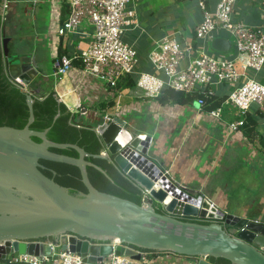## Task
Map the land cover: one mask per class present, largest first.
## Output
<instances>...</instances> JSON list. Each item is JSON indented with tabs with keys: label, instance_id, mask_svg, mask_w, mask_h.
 I'll return each instance as SVG.
<instances>
[{
	"label": "water",
	"instance_id": "1",
	"mask_svg": "<svg viewBox=\"0 0 264 264\" xmlns=\"http://www.w3.org/2000/svg\"><path fill=\"white\" fill-rule=\"evenodd\" d=\"M12 5L0 0V26ZM7 41L0 56V259L41 256L55 246L85 264L112 252L140 260L145 250L192 257L194 264H264V220L218 208L168 179L155 190L133 154L146 153L150 136L140 140L122 116L107 114L95 126L103 153L93 130L67 124L59 93L39 100L22 88L38 72L23 56H10ZM230 46L225 38L210 41L217 52ZM6 75L21 86L8 85ZM123 141L128 146L120 150ZM139 188L150 202L140 204ZM116 241L114 249L97 245Z\"/></svg>",
	"mask_w": 264,
	"mask_h": 264
},
{
	"label": "crops",
	"instance_id": "2",
	"mask_svg": "<svg viewBox=\"0 0 264 264\" xmlns=\"http://www.w3.org/2000/svg\"><path fill=\"white\" fill-rule=\"evenodd\" d=\"M141 1H130V7L134 8L138 14V25L128 29L123 35L124 41L137 52V64L134 73L131 74V78L134 80L137 79L138 74L143 72L164 77L160 72L154 71L148 60V54L162 37L168 36L178 41V37L174 35L177 32L175 29L173 32H165L162 29L169 27L168 22L170 21H173V28L190 24L191 32L186 34L188 39L181 34L184 32H177V34L182 35L179 37L181 40L187 39L188 43L191 42L194 49L203 48L208 54L211 51L217 52L210 47V41L214 37H221L228 39L231 43L230 50L224 53V57L230 58L235 54L233 39L220 29L214 30L202 41L195 39L194 26L202 17L197 3V12L193 11L196 19H192L186 0H144L148 7V11L144 12L138 9V4ZM203 1L210 10H213L218 2V0ZM2 2H13L12 9L2 27V37L8 39L7 47L10 56L16 58L24 53L20 47L18 48L19 53L14 52V48H17L13 42L14 39L17 40L18 35L21 36L18 40L19 43L26 40L29 43L35 41L41 43V37L49 41L53 60L61 55L73 56L85 48L92 39V26L86 20L76 32L66 33L63 36L56 33L57 27L62 25L68 17L67 0H2ZM240 2L250 20V23L245 24L251 26L264 24V0H234V7ZM257 2L261 4L260 8L256 7ZM181 3L184 4L183 14H179V11L182 10ZM43 4L47 5L50 14L47 25L44 23V17L41 16L40 8ZM160 23H164V25ZM148 36H151V39H148ZM194 55L195 51L189 57ZM26 61L36 69L30 59L26 58ZM53 64L52 62L51 71L43 68L44 71L38 73L39 76L37 74V77L34 78L33 83H36V91L53 90L55 94L59 93L60 101L70 111L79 114V116L83 115L84 120L94 127L98 124L99 117L107 114L122 116L130 130L141 136L145 134L150 136L151 144L146 156L160 168L167 170L170 179L182 184L187 192L202 193L221 209H227L230 206L227 192H240L242 198L248 196L251 199L246 201L244 206H235L233 213L243 216L246 214L254 219L260 217L264 220V193L254 198L243 189L244 180L247 177L246 183L254 184V180L248 181L251 177L250 171L255 172L256 169L260 172L264 171V111L260 110L257 105L251 106L244 124L238 130L230 131L228 126L237 119V116L231 106L223 103L231 91L228 85L215 86L213 96L210 99L207 98L205 106L199 107L197 98L201 97L200 91L190 94L183 93L184 96L191 97L190 101L188 99L183 102L173 100L168 95L171 91L169 88H164L157 97H149L135 86L118 89L116 85L112 88L103 81L83 76L78 60L73 61L72 69L61 79L54 74ZM259 72H250L249 76L259 81L264 80V74L258 77ZM48 79L51 83L47 82L44 85V81H48ZM40 82L42 86H40ZM239 82H243V78ZM172 92L175 91L172 90ZM160 98H163V101ZM220 104L222 105L220 117L213 119L214 117L209 115V111L217 108ZM137 113L146 116L147 120L145 122L140 120ZM132 114H135L136 117ZM129 115L132 116L129 119L124 117ZM244 147L246 149L248 147L250 150L247 151ZM238 155L243 157V160H239ZM248 160L254 161L256 166L245 172L242 168L234 171L236 164L240 165ZM231 171L235 174L232 177L226 176ZM239 183L242 185L238 186ZM255 184V187H259ZM260 187L261 192H264V179ZM232 198L233 201L236 199L235 196ZM7 258L5 259L7 260ZM5 259L0 260V264H22L8 262ZM131 264H194V259L171 252L151 251L144 252L140 260H132Z\"/></svg>",
	"mask_w": 264,
	"mask_h": 264
},
{
	"label": "built area",
	"instance_id": "3",
	"mask_svg": "<svg viewBox=\"0 0 264 264\" xmlns=\"http://www.w3.org/2000/svg\"><path fill=\"white\" fill-rule=\"evenodd\" d=\"M130 1L132 0H67L69 14L63 24L57 27L56 33L63 36L76 32L86 20L93 27L92 39L73 56L61 55L54 58L56 77L61 79L71 70L74 60L79 61L83 76L103 81L110 87H116L122 76L134 72L137 52L123 39L128 29L138 25V14L130 7ZM197 4L202 17L194 26L195 39L202 41L214 30L220 29L233 39L235 54L230 58L216 57L206 53L203 48L194 49L191 42L180 44L175 38L162 37L150 50L148 60L164 77L140 73L136 88L148 96L158 95L164 87L185 94L200 91L201 97L197 98V104L203 107L207 98L213 96L215 86L228 85L231 91L223 103L235 110L237 119L228 128L236 131L244 124L252 105H257L264 111V82L249 76L250 72H259L264 66V24L251 26L233 21L234 0H218L213 10L208 9L203 0H198ZM193 51L195 55L189 57ZM182 62H185L184 66H181ZM242 78L243 82H239ZM12 82L18 86L22 83L19 78ZM221 109L220 104L211 109L209 115L219 118ZM167 174V170L159 175L154 174L155 189L164 187ZM171 182L176 188H185L180 183ZM117 243L118 241L110 242L112 247ZM102 244L106 243H97ZM56 248L51 246L50 253L41 256L18 254L15 257L6 255L5 258L9 256L8 262L22 264H85L80 254ZM101 263L131 264V260L111 253L101 262H90Z\"/></svg>",
	"mask_w": 264,
	"mask_h": 264
},
{
	"label": "rangeland",
	"instance_id": "4",
	"mask_svg": "<svg viewBox=\"0 0 264 264\" xmlns=\"http://www.w3.org/2000/svg\"><path fill=\"white\" fill-rule=\"evenodd\" d=\"M186 1H187V4H188V11H190L189 13H190V15H192V19H196L195 16L193 15V11L197 12V6H196L197 2H195V0H186ZM241 4L242 3L240 2L238 5L233 7L232 19L235 22L240 21V22H243V23H250V20H249V17L247 15V12H245L244 9H242L243 7L241 6ZM181 5H182V10L179 11V8H178L179 14H183L184 13V7H183L184 4L181 3ZM256 7L260 8L261 4L259 2H257L256 3ZM138 9L143 10V12L144 11H148V7L145 4L144 0L139 2ZM40 10H41V16H43L44 20H45L44 23H46V25H47V21L49 19V15H50L49 11L47 9V5L46 4L41 5ZM36 22H38V21H36ZM183 22L185 23L184 19H183ZM48 23H49V21H48ZM6 24H7V22H6ZM160 24L164 25V23H160ZM168 24H169L168 25L169 27L162 28L163 30H165V32H173L174 29H175V31H177L179 33L184 32L185 34L181 33L184 38H187V39L189 38L186 34H189V31L191 32L190 24H188L186 26H184V24H183L179 28H177V27L173 28V25H174L173 21L168 22ZM23 29H25V28H23ZM91 30L93 31V27L91 28ZM177 32H175L176 34H174V35L178 37L177 39H178L180 44L185 43V42L188 41L187 39L181 40L179 37H182V35L181 34H177ZM20 37L21 36L18 35L17 40L14 39L13 43L15 44V46L17 48V49L14 48V52L19 53L18 52V48L20 47L21 51L24 52V53H21V56L30 59L31 63L36 67L38 73H40L41 71H44L43 68H45V70H47V71H51V65H52V62H54V60H53V56H52L53 52L51 50V45H50L49 41L45 40L44 38L42 39V37H41V43L37 42V41L29 43L27 40L19 43L20 41H18V40H20ZM150 37L151 36H148V39H151ZM7 44H8V41H7ZM9 48L11 49V47H9ZM8 52H9V50H8ZM210 54H213L216 57L225 58L224 57L225 56L224 53L212 52L211 51ZM184 64H185V62H182L181 66H184ZM40 65H43V66H40ZM262 74H264V68L257 75H258V77H260ZM38 76H39V74H38ZM260 81H264V80L262 79ZM48 82H49V79H48ZM49 83H51V82H49ZM48 85H51V84H48ZM40 86H42V84H40ZM137 115L139 116L140 120H144V122L147 120L146 116H144L143 114L137 113ZM132 116L136 117L135 114H132ZM132 116L129 115V116H124V117L126 119H129ZM213 119H216V118H213ZM244 149L247 150V151L250 150V148H248V147H247V149L244 147ZM237 158L239 160H243V157H240V155H238ZM248 162H251V163H248ZM253 162L254 161L248 160V161L244 162L243 164H240V165L236 164V168H235L234 171L236 172L239 168H242L244 170V172L248 171V170H251L253 166H256V164L253 163ZM254 171L255 172H251L250 171L251 177L248 179V181H250V180L253 181L254 180V184L257 182V184H255V185L256 186L259 185V187H255L254 184H252V183H248L247 184L246 183V180L248 178L247 177L244 180L243 189L246 190L247 194L250 193L252 195V197L256 198V196H259L260 194L264 193V192H261V190H260L261 189L260 186L263 183V179H264V171L260 172V171H258V169L254 170ZM234 174L235 173L233 171H231L226 176L232 177ZM241 185H242L241 183L238 184V186H241ZM239 193L240 192H227L226 195L228 196L227 198L230 199V206L227 207L226 211L235 212V210H234L235 206H238V205L239 206H244V205H246V201L251 199L248 196H245V198H242L241 194H239ZM232 196L236 197V199L234 201H233ZM244 201H245V203H244ZM241 216H243V215H241ZM244 216L249 217V215H246V214H244Z\"/></svg>",
	"mask_w": 264,
	"mask_h": 264
},
{
	"label": "trees",
	"instance_id": "5",
	"mask_svg": "<svg viewBox=\"0 0 264 264\" xmlns=\"http://www.w3.org/2000/svg\"><path fill=\"white\" fill-rule=\"evenodd\" d=\"M6 20V19H5ZM5 22V21H4ZM4 24V23H3ZM3 24H2V27H3ZM1 27V26H0ZM2 31H0V56L3 58V50H2V44H1V38H2ZM5 36V35H4ZM3 68H4V63H3ZM7 76V75H6ZM43 82V80H42ZM48 81H44V85L47 83ZM7 84L8 85H12V86H18L16 84H14L13 82H11V80L8 78L7 76ZM41 84V82H40ZM135 85V80L133 78H131V75H124L122 76L118 82H117V88L118 89H125V88H130V87H133ZM36 83H33V81H31L28 86H27V90L30 91V92H33V94L36 93V99H39V100H46L51 94H55V92L53 90H50V91H36ZM169 96H171L173 98V100L177 101V102H183L184 100H188L189 101L191 100V97L188 96H184V94L182 92H172V90L168 93ZM160 100L163 101V98H160ZM60 105L69 113V121H68V125L70 126H80L82 129H88V130H93L94 132V136L97 138V144L100 148V150H102V144H101V141L98 137V135L96 134L95 130L93 129L92 125L88 122V121H85L84 118L79 114H74V113H71L67 107L65 106V104L63 102L60 101ZM105 162H107L105 159H104ZM108 163V162H107ZM113 169H115L110 163H108ZM121 178L124 179L127 183L135 186L134 184H132L128 179H126L123 175H121ZM141 191V190H140ZM143 194V193H142ZM144 201H146V198L144 197V195L142 196V199H141V202L140 204H142ZM143 252V251H142ZM144 252H151V251H148V250H145ZM155 252V251H154ZM2 260V259H0ZM6 260V259H5ZM4 260V261H5ZM7 261V260H6Z\"/></svg>",
	"mask_w": 264,
	"mask_h": 264
},
{
	"label": "clouds",
	"instance_id": "6",
	"mask_svg": "<svg viewBox=\"0 0 264 264\" xmlns=\"http://www.w3.org/2000/svg\"><path fill=\"white\" fill-rule=\"evenodd\" d=\"M68 4V3H67ZM69 6V5H68ZM0 31H2V25H1V27H0ZM2 38H4V37H2ZM1 38V39H2ZM1 44H2V40H1ZM153 66V65H152ZM154 68V67H153ZM154 71H156L155 69H154ZM157 72H160V71H157ZM134 73V72H133ZM133 73H130V74H127V75H131V74H133ZM143 73H146V72H143ZM161 73V72H160ZM162 74V73H161ZM138 76H139V74H138ZM138 76H137V78H138ZM159 77V76H158ZM18 78V77H17ZM160 78H163V77H160ZM34 80V79H33ZM12 82V81H11ZM136 82H137V79L135 80V87H136ZM117 85V84H116ZM27 86H28V84H24V85H22V88L23 89H25V90H27L26 88H27ZM110 87V86H109ZM112 88H114V87H112ZM164 88H168V87H164ZM163 88V89H164ZM162 89V90H163ZM170 90H172V89H170ZM142 91V90H141ZM174 91V90H173ZM143 92V91H142ZM162 92V91H161ZM160 92V93H161ZM175 92H179V91H175ZM144 93V92H143ZM159 93V94H160ZM183 93V92H182ZM145 94V93H144ZM158 94V95H159ZM190 94V93H189ZM146 95V94H145ZM158 95H156V96H149V97H157ZM146 96H148V95H146ZM211 98V97H210ZM206 105V104H205ZM69 111H70V109L69 108H67ZM71 113H74V112H72V111H70ZM75 114V113H74ZM93 127V129L95 130V127L94 126H92ZM128 130L130 131V132H134V131H132V130H130V128H129V126H128ZM97 134V133H96ZM135 134H136V137H138L140 140H145L146 139V137L148 136V135H139V134H137L136 132H135ZM99 137V136H98ZM100 139V138H99ZM117 139V141H119V139L118 138H116ZM101 141V140H100ZM102 144V143H101ZM120 144H123V146H121ZM119 144V146H120V150H125L126 148H127V146H128V142H125V141H123V142H121ZM150 144H151V138H150V142H149V146H150ZM148 149H149V147H148ZM148 149L146 150V153H147V151H148ZM103 153L105 152V150H104V148L102 147V150H101ZM132 152V151H131ZM131 152H130V150L128 151V154L130 155V156H132L133 154H137L136 156H137V159H136V165H138L139 166V168L140 169H142L148 176H150V178H151V180H153V182H155V178H154V174H157V175H159V173L160 172H164L165 171V169H162V168H160L158 165H156L150 158H148L147 156H146V153H144V154H140V153H135V152H133V154H131ZM121 174V173H120ZM122 175V174H121ZM166 179H170V177H169V174H167L166 175ZM170 181H173L172 179H170ZM131 182V181H130ZM173 182H175V181H173ZM132 183V182H131ZM133 184V183H132ZM176 184H177V182H176ZM135 185V184H134ZM154 185H155V183H154ZM136 186V185H135ZM138 187V186H137ZM153 188H154V186H153ZM160 188H163V189H165L164 187H160ZM160 188H158V189H160ZM140 190H141V192L143 193V195H144V197L146 198V201H144L143 203H147V202H150L151 201V198L148 196V193L144 190V189H142V188H139ZM155 189V188H154ZM155 190H157V189H155ZM145 193V194H144ZM171 195H170V193L168 194V197H170ZM171 198H172V196H171ZM167 199V198H166ZM171 199L169 198V200L167 201V202H169ZM164 202H166V200L164 201ZM166 202V203H167ZM157 208H159V207H157ZM43 240H45V239H43ZM103 243H106V244H102V245H111L110 244V242H103ZM117 244H119V242L117 243ZM116 244V245H117ZM115 245V246H116ZM112 246V245H111ZM114 246V247H115ZM114 247H112V249H114ZM56 249H58V250H60L59 249V247H57ZM113 253V252H112ZM140 253H141V255L144 253V251L142 252V251H140ZM107 257V256H106ZM105 257V258H106ZM127 257V256H126ZM131 261L133 260V259H131L130 257H128Z\"/></svg>",
	"mask_w": 264,
	"mask_h": 264
},
{
	"label": "bare ground",
	"instance_id": "7",
	"mask_svg": "<svg viewBox=\"0 0 264 264\" xmlns=\"http://www.w3.org/2000/svg\"><path fill=\"white\" fill-rule=\"evenodd\" d=\"M166 200H169V197H167V199Z\"/></svg>",
	"mask_w": 264,
	"mask_h": 264
}]
</instances>
